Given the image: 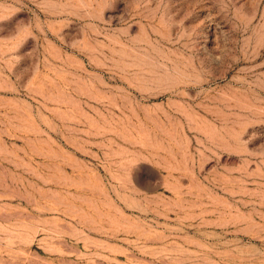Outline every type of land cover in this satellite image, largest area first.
Masks as SVG:
<instances>
[{"label": "rangeland", "instance_id": "obj_1", "mask_svg": "<svg viewBox=\"0 0 264 264\" xmlns=\"http://www.w3.org/2000/svg\"><path fill=\"white\" fill-rule=\"evenodd\" d=\"M0 264H264V0H0Z\"/></svg>", "mask_w": 264, "mask_h": 264}]
</instances>
